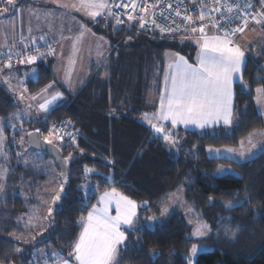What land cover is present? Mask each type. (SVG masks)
<instances>
[{
	"label": "trees",
	"instance_id": "obj_1",
	"mask_svg": "<svg viewBox=\"0 0 264 264\" xmlns=\"http://www.w3.org/2000/svg\"><path fill=\"white\" fill-rule=\"evenodd\" d=\"M253 1L259 5L257 0ZM26 2L16 0L15 7ZM96 30L112 38L105 65L96 68L85 87L78 94L70 95L67 103L58 105L47 116L24 123L44 135L43 127L48 131L54 118H64L78 131L75 142L65 134L59 145L65 158L70 153L73 156L68 161L70 168L65 185L66 191L71 187V194L66 200L62 197V207L53 213V226L47 225L42 235L39 229L26 230L23 222L17 221L21 217L25 220L39 200L26 198L23 193L41 191L47 174L37 168L13 165L9 182L12 184L11 178L21 170L19 175L30 183L23 187L22 193L7 188L6 195L0 197V264H34L36 250L41 248L55 247L67 256L72 251L68 245L81 231L79 218L87 214L79 198L82 193L77 190V185L84 182L99 183V192L114 187L139 205L137 230L121 229L127 239L119 248L120 264H189L187 256L196 241L206 243L207 248L198 252L193 264H264V155L238 162L212 158L207 153L209 146H238L253 129H264V118L259 115L255 102L256 87L264 85V80L255 79L257 75L264 76L258 67L264 64V26L263 37L249 46L251 53L248 52L250 58L244 73L248 91L235 84V114L240 118L239 125L215 129L214 134H210L213 130L176 128L174 137L182 141L179 153L166 146L162 139L155 138L141 114L156 109L152 97H158L161 92L165 53L175 51L194 60L197 51L194 38L170 35L152 38L126 32L123 27L114 32L110 23L103 27L102 22ZM36 65L38 78L28 83L31 91L58 79L44 60ZM19 108L14 94L0 83V120H10ZM164 127L172 129L169 125ZM8 129L6 132L10 134ZM221 165L230 166L234 173L218 174ZM85 167L113 174L116 182L103 180L99 174L86 177ZM178 189H183L186 200L211 225L212 233L206 238H192L191 226L179 211L171 212L153 227L144 224ZM97 192L89 196L88 209L96 203ZM209 197L214 200L210 202ZM245 197L250 198L248 202L232 210H226L221 203ZM237 228L235 236L225 231ZM17 236H36L44 242L24 243ZM17 248L22 251H15Z\"/></svg>",
	"mask_w": 264,
	"mask_h": 264
},
{
	"label": "snow or ice",
	"instance_id": "obj_2",
	"mask_svg": "<svg viewBox=\"0 0 264 264\" xmlns=\"http://www.w3.org/2000/svg\"><path fill=\"white\" fill-rule=\"evenodd\" d=\"M53 2L57 3L60 8L77 9V4L75 3H62L61 0H53ZM213 2L219 6L209 9L208 14L210 15L212 12L220 13V19L208 21V25L215 29L216 34L209 35L206 31V25L203 23L205 21V11L201 9L199 16V21L201 22L200 26L198 28H191V32L199 36V38L195 40L196 45L199 47L197 62L195 64L189 63L185 57L175 54L174 59L169 62L168 69L164 75V86L159 99L158 111L151 116L144 114L143 117L154 131L155 138L162 139L166 143V146L175 148L177 153L180 151V147H176L180 145V141L174 138L177 134L175 132L177 125L182 124L185 128L190 125L199 129L211 128L213 129V133L210 134H214L215 127L218 125H222L228 129L239 125L240 118L235 114L234 85L239 83L242 90L248 91L249 86L244 80V73L247 68V61L250 57L246 54L248 50L237 42L236 37L238 34L243 36V33L249 26L250 20L258 25L264 26V11H261L259 14H250L246 11L247 8L252 7L249 0H243V7L240 2L221 3V0H213ZM260 2L262 6H264V0H260ZM0 3L15 8V0H0ZM129 6H131L132 11H136L138 7L137 0H129V4L121 2L119 5H116V7L125 9L129 8ZM168 7L170 8L171 5ZM79 9L86 10V14L93 18L100 16L105 10H107L108 15L112 13L109 0H79ZM141 10L146 13L147 7ZM7 12L8 7L0 9V14ZM44 15L45 18H47L53 15V13H45ZM176 15H180V13L177 12ZM113 18L117 25L123 22L120 16H115ZM135 18L136 17L131 14L127 15L129 21ZM184 19L191 24L197 23L191 16H185ZM139 22L141 27H144L148 23V21L144 20L142 17ZM151 23L153 25L156 24L154 18L151 20ZM81 27L83 28L84 26L81 25ZM169 30L170 29L161 28L162 32ZM29 31H31V29H29ZM82 36L83 33L76 38L77 42L82 39ZM40 39L45 40V43H47L44 36H41ZM32 42L35 44V38L32 39ZM25 47H27V45H25ZM73 47L75 51V45ZM54 54V50L52 49H49L46 53L40 52L39 49H37L35 55L24 56L21 52L13 53L11 49H9L7 53L2 55H6L8 59L4 67L11 69L13 55L23 57L19 60V63L27 65L34 64L45 55ZM256 55L259 56L260 53H256ZM74 63V60H69L70 66L74 65ZM258 67L264 71V64H260ZM2 71L3 69L0 68V72ZM25 75L27 76L28 73H25ZM32 75L34 78H38V73L35 69L32 70ZM70 77L71 71L66 72V81L70 80ZM8 79L10 78H5V82H7ZM255 79L264 80V76L257 75ZM21 83H23V81H21ZM53 87H55L54 83H50L46 85L40 93L29 99L37 101L39 96L47 93ZM255 92V102L259 108V115L261 118H264V85L256 87ZM62 98L63 93L60 92H56L51 95L50 98L44 96L43 102L37 103V110L42 113H48L51 106ZM20 99H24L23 94H21ZM31 107L32 105L29 104L28 112H25L24 115L30 113ZM14 115L15 117H19L20 113ZM153 120H155L156 123H153ZM23 122L24 121L21 119V126ZM165 122H170L172 125L171 130L164 127ZM64 123L70 124L71 122L67 121ZM13 127L15 128V125H13ZM26 134L29 137L30 144L41 146L39 129H36L35 133L28 132ZM67 135L75 142L76 137L74 135L71 133H67ZM64 139L65 133L63 129H57L55 125L49 130L48 135L43 137L44 144L53 146L52 151L55 152L61 165L58 181L54 180L51 182L52 184L58 183V187H52L46 190L50 197L49 200L43 201V204L46 206V211L42 215H28L26 220H24V217H21L20 220L17 221L18 224L23 222L22 226L26 230L39 229L41 235L43 231H46V229L40 228L42 222H46L49 226H53V212L59 211L62 207V204H59V202L62 201V197L66 200L71 194V187L69 186V190L66 191L65 185L68 184L67 163L69 160L73 159V156L71 153L67 158L60 155L61 149L59 145ZM5 140L4 122L0 121V155H3ZM20 143L23 144V140H21ZM80 151L83 152L82 149ZM207 152L212 158H238L241 161L258 158L259 155H264V129H253L248 136L239 141V147H225L221 149L209 146ZM51 163L52 162L45 164L44 167H50ZM109 163L114 164L115 162L109 161ZM24 164H29V161L25 159ZM83 172L86 177L99 174L102 176L103 180L110 183L116 182V178L113 174L98 173L94 168L85 167ZM224 172L225 169L221 165L217 173L221 174ZM53 174L55 175V173ZM6 178L7 170L0 169V180H6ZM98 188L99 183L91 184L90 182H85L81 185H77V190L82 193L79 197L82 201L81 206L87 211V215L79 218L78 223L81 225V231L75 241L68 245L72 251L67 254V258L53 250L51 256L43 261L37 260L35 264H49L52 257H55L52 264H120V260L118 259L119 248L124 245L127 239L125 231L121 229L122 227H126L129 231L137 230L136 220L137 208L139 205L136 201L123 195L113 187L100 195L97 203L92 205L89 210L87 205L89 203L90 193ZM4 189L5 184L0 183V193H3ZM249 199V197H245L244 200H227L221 201V203L226 210H232L238 206L242 207ZM209 200L211 202L214 198L209 197ZM113 208L115 210V215H112ZM37 211V209H32L33 213ZM165 211L167 210L165 209ZM149 219L154 220L155 217ZM143 227L145 226H141V228ZM147 227H151V225H147ZM238 230V228L235 231L225 229V231L232 236H235ZM210 232L211 228L207 223L199 222L192 235L198 238H206ZM16 238L18 240H23L24 243H28L29 240L35 241L36 243L44 242L43 239L38 240L36 236H29L28 238L17 236ZM200 247L201 246L196 243L191 245L190 252L187 256L189 264H193L194 258L197 256ZM15 251L20 252L22 249L17 248ZM36 254L38 256H47L46 251L43 249H37ZM153 255H155V250H153Z\"/></svg>",
	"mask_w": 264,
	"mask_h": 264
},
{
	"label": "crops",
	"instance_id": "obj_3",
	"mask_svg": "<svg viewBox=\"0 0 264 264\" xmlns=\"http://www.w3.org/2000/svg\"><path fill=\"white\" fill-rule=\"evenodd\" d=\"M257 1L259 2V5L256 3L253 4L254 10L251 11L250 14H259L261 11H264V6H262L260 0ZM61 2H67L70 4L75 3L77 4V9L60 8L57 3L53 2V0H28V2L22 5H18L13 9L10 8V13L7 12L0 14V56L9 51V49L13 50L15 48H28L35 45H44L45 40H41V36L45 37L47 43H55L56 46L52 49L55 54L46 55L44 59V61L53 69L58 78L57 80L51 82L54 83L55 87L50 89L46 94H44V96L51 97V95L56 92L63 93V98L60 99L55 108L58 105L67 103L70 95L78 94L85 87L94 70L105 65L111 49V45L107 40V37L96 30L97 24L101 22V20H99V16L93 18L86 14V10L79 9V0H61ZM45 13H53V15L45 18ZM81 25L84 27L82 28ZM254 25L255 22L250 20L249 26L243 34L245 35L246 33H250L248 30L251 29L252 26L254 27ZM29 29H31V31H29ZM206 31L209 35L216 34L215 29H213L210 25L206 26ZM81 33H83L82 39L77 42L76 38L80 36ZM239 36L240 34L237 35L236 40L243 48H245L244 42L240 41ZM247 37H250V34H247ZM33 38H35V44L32 42ZM198 38L199 36L194 38V41ZM25 45H27V47H25ZM74 45L76 49L75 51L73 47ZM198 52L199 47L197 45L194 60H191L188 56L177 52L167 51L165 53L161 92L164 86L163 80L165 72L168 69L169 62L174 59L175 54H179L180 56L185 57L189 63L195 64L197 62ZM246 54L248 55V52ZM69 60H74V65L70 66ZM0 68L3 69V71L0 72V78L1 76L10 78L7 80V82L10 83V86H14L15 80L17 79L16 77H19V79H21L20 81H23V86L28 89V83L37 79L32 75L33 69H35L38 73L36 64L18 65L8 69L0 62ZM68 71H71V77L70 80L66 81L65 76ZM25 73H28V75L26 76ZM14 75L16 77H14ZM7 82L0 83L8 87ZM45 87L46 85L35 91L28 90L31 93H34L38 90L44 89ZM10 91L15 96V93L11 89ZM234 91L236 94L235 85ZM160 95L158 97H152V102L156 104V109L145 112L144 114L151 116L153 113L158 111ZM14 117L15 116L13 115L11 119ZM145 122L148 124L146 120ZM153 123H156V121L153 120ZM166 125L172 127L170 122H165L164 126ZM221 127L224 126L218 125L215 129ZM176 128L198 131L213 130L211 128L199 129L191 125L185 128L182 124L177 125ZM237 147H239V145ZM105 191L106 190L102 191L100 194L102 195ZM46 249V253L49 256L51 248Z\"/></svg>",
	"mask_w": 264,
	"mask_h": 264
},
{
	"label": "rangeland",
	"instance_id": "obj_4",
	"mask_svg": "<svg viewBox=\"0 0 264 264\" xmlns=\"http://www.w3.org/2000/svg\"><path fill=\"white\" fill-rule=\"evenodd\" d=\"M109 3H110V0H109ZM251 3L254 4L255 1L251 0ZM0 4L2 5L0 7V9H2L3 7H8V9H9L8 12L9 13H10L11 9H13V7L11 8L10 6H7V5L5 6V4H4V6H3L2 3H0ZM250 9L249 10L247 9L246 11L250 12L251 11ZM99 17L101 18V19L99 18V20H101L103 27L107 26L110 23L112 25V27H113V31L114 32H116L120 28H122V24L117 25L116 21L112 18V15H108L107 14V10L103 11ZM251 29L248 30L250 33H246L245 35L243 34V36H241V35L239 36L240 41L244 42V46L248 50L247 52H250V53H251V51L249 49V46L252 43L258 42V40L261 37H263V33H261L262 29H263V26L256 25V23H255L254 27L252 26ZM247 34H250V37H247ZM105 35H106L107 40L109 41V43L111 45L112 38L110 37L109 34H105ZM170 52H175V51H170ZM1 57L2 56H0V61H1ZM167 60H168V57H167ZM14 77H16V76L14 75ZM4 78H5L4 76H1L0 82H5ZM16 78L17 79L15 80V85L14 86H10L9 82H7V83H8V87L15 93V96H16L15 98L18 101V103L20 104V108L14 114L20 113V116L19 117H14L13 119H10V120H5V119L0 120V121L4 122V136L6 137V140H5V143H4V146H3V155H0V169L7 170V178H6V180H0V183H4L5 184L4 192L0 193V197L1 196L3 197L4 194L6 195L7 188H14V191H16L17 194L18 193H22V192H24L23 191V187L28 186V184L30 183V181L26 182L24 180L25 178H24L23 175H19L21 170H18L17 173L13 175V176H16L15 178H11V180H13L14 182L12 184L9 182L8 176H9L10 171L12 170V166L13 165H15V167H18L20 165V166L37 168V169H39V170H41V171H43L44 173L47 174V179H46V181H45V183L43 185V188L41 189V191H39L37 193H30L29 194V193L26 192V193H23V194L26 196V198H28L30 196L31 199H38L39 200V204L35 205L36 208H34V209H37L38 211L36 213H33L31 211L30 215H42L46 211V206L43 204V201H46V200L50 199V197L47 194L46 190L50 189L52 187H58V183L57 184H52L51 182L54 181V180L58 181V174L60 172V169L55 164L54 160L51 157L45 156V154L43 152L37 151V150L33 149L29 145L26 133H28V132H30L31 130H34V129H30V127L27 126V125L24 126V123L28 122V121H31L34 118H39L41 116H47L55 108V106L57 105V103L60 100L56 101L51 106L50 111L48 113L39 112L37 110V103L38 102H43L44 94H46V93H44L42 96H39L37 101H32L29 98L32 97V96L37 95L38 93L41 92V90H38V91H36L34 93H31L29 91L30 90L29 86H28V89H29L28 90L26 87L23 86V83H21V81H20L21 79H19V77H16ZM21 94H23V96H24L23 100L20 99ZM64 97H65V95H64ZM29 104L32 105L31 111H30V113L28 115H24L25 112H28V105ZM257 109H258V112H259L258 105H257ZM141 116H142L141 119L145 121V119H143L144 113L141 114ZM21 119L24 121L22 126L20 124V120ZM13 125H15V128L13 127ZM7 127H9L8 130H10V134H8L6 132V128ZM52 127L53 126L49 127L48 131H46L44 129V127L42 128L43 131L45 132L43 137L48 135V132H49V130ZM174 138L180 141V145H177V147L178 146L180 147L182 145L181 139H179L178 137H174ZM257 139H259V138H257ZM21 140H23V144L20 143ZM225 147H237V146H225ZM225 147H223V148H225ZM215 148H220V147H215ZM223 148H221V149H223ZM18 154H20V155H18ZM208 155H209V153H208ZM25 159H27L29 161V164H27V165L24 164V160ZM233 160L238 161V162L247 161V160L241 161L238 158L237 159H233ZM49 162H52L51 166L48 167V168H45L44 165L48 164ZM222 166L224 167L225 172L221 173V174L234 173V170L230 166H226V165H222ZM53 173H55V175ZM91 184H93V183H91ZM97 191H98V189H95L93 192L90 193V195L92 193H94V192H97ZM100 193L101 192H99V194H98L99 197L101 195ZM99 197H97V200L99 199ZM59 204H60V202H59ZM160 206H161V204L157 208V213H154L153 216L148 217L146 219V221L144 222V224L151 225V227H153L156 224V222H158V221L161 222L166 217H168L171 212L179 211V212L182 213V215H184L187 218V221H188V223L191 226L190 236L192 238H198V237H194L192 234L194 233L195 228H196V226H197V224L199 222L207 223L210 226V228H211V225L203 217L201 212L198 211L194 207V205L190 204L186 200V198L184 196L183 189L176 190L175 193H173L170 197L167 198V200L165 201V204L162 205V207H160ZM138 208H137V217H138V212H139ZM165 209L167 211H165ZM112 215H115L114 208L112 210ZM152 217H155V219L154 220L149 219V218H152ZM26 219L27 218H25V220ZM137 222H138V220L136 221V224H137ZM47 225L48 224L46 222H42V224L40 225V228L44 229V228L47 227ZM211 233H212V228H211V232L208 235H210ZM198 239H201V238H198ZM195 243L201 246L199 251H201L204 248H207V244L202 242V241H196ZM41 249H43V250H45L47 252L46 248H41ZM53 250H55L56 252L60 253L65 258H67L66 254H64L61 250L56 249L55 247H51V252L49 254L50 256H51ZM48 257H49L48 255L47 256H38L35 253V259H34L33 262L35 264V262L37 260L43 261L44 259H47ZM54 260H55V257H52V259L49 262V264H52V261H54Z\"/></svg>",
	"mask_w": 264,
	"mask_h": 264
},
{
	"label": "built area",
	"instance_id": "obj_5",
	"mask_svg": "<svg viewBox=\"0 0 264 264\" xmlns=\"http://www.w3.org/2000/svg\"><path fill=\"white\" fill-rule=\"evenodd\" d=\"M121 2L129 4V0H110V6L112 8V18L115 16H120L123 21L121 23L122 27L125 28L126 32H136L152 38H162L166 35H170L177 38L198 37V34H193L191 32V28H198L200 26L201 22L199 21V16L201 9L205 11V21L203 23L206 26H208V21H216L220 19V13L212 12L210 15L208 14L209 9L219 6L217 4H214L213 0H137L138 7L136 11H132L131 6H129V8L127 9L116 7V5H119ZM226 2H240L241 6L243 7V0H221V3ZM249 2L251 3V0H249ZM169 5H171L170 8L168 7ZM144 7H147L146 13L141 10ZM252 7L251 9H247H250L252 11L254 10L253 4ZM177 12H179L180 15H176ZM128 14H131L136 18L132 21H129L127 19ZM185 16H191L193 20L197 21V23H189L187 20L184 19ZM141 17L144 20L148 21V23L144 27H141V24L139 22ZM153 18L156 21L155 25L151 23V20ZM161 28L170 30L162 32ZM55 46V43L48 42L44 45H35L33 47L28 48H15L11 51L13 53L21 52L24 56H27L35 55L37 49H39L40 52L46 53L49 51V49H54ZM1 56L2 57L0 62L6 65L8 62L7 56ZM45 57L46 55L38 59L35 63L43 61ZM22 58L23 57H17L13 55L12 67L23 65L19 63V60ZM67 121L68 120L64 118H55L52 120L51 126L55 125L57 129H63L65 134L71 133L72 135L77 137L78 131L73 128V125L71 123H64Z\"/></svg>",
	"mask_w": 264,
	"mask_h": 264
},
{
	"label": "water",
	"instance_id": "obj_6",
	"mask_svg": "<svg viewBox=\"0 0 264 264\" xmlns=\"http://www.w3.org/2000/svg\"><path fill=\"white\" fill-rule=\"evenodd\" d=\"M35 130H36V129L31 130L30 132L35 133ZM39 135H40V139H41V146H37V145H34V144H30V143H29V145H30L33 149H35V150H37V151H40V152H43V153L48 154V155L54 160L55 164L59 167V169H60V171H61V165H60L59 159L57 158L55 152L52 151V147H53V146H50V145H47V144H44V143H43V135H42V133H41L40 130H39ZM27 139H28V142H29V137H28V135H27ZM60 149H61V148H60ZM60 155H61L62 157H64V154H63L62 150H61V152H60ZM64 158H65V157H64ZM69 168H70V164L67 163V169L69 170ZM67 174H68V171H67Z\"/></svg>",
	"mask_w": 264,
	"mask_h": 264
},
{
	"label": "clouds",
	"instance_id": "obj_7",
	"mask_svg": "<svg viewBox=\"0 0 264 264\" xmlns=\"http://www.w3.org/2000/svg\"><path fill=\"white\" fill-rule=\"evenodd\" d=\"M39 63V62H38ZM34 64H36V63H34Z\"/></svg>",
	"mask_w": 264,
	"mask_h": 264
},
{
	"label": "bare ground",
	"instance_id": "obj_8",
	"mask_svg": "<svg viewBox=\"0 0 264 264\" xmlns=\"http://www.w3.org/2000/svg\"><path fill=\"white\" fill-rule=\"evenodd\" d=\"M53 119V118H52ZM50 256V255H49Z\"/></svg>",
	"mask_w": 264,
	"mask_h": 264
}]
</instances>
